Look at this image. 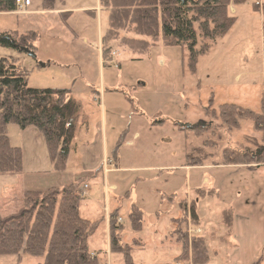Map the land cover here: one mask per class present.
Listing matches in <instances>:
<instances>
[{
    "label": "rangeland",
    "instance_id": "obj_1",
    "mask_svg": "<svg viewBox=\"0 0 264 264\" xmlns=\"http://www.w3.org/2000/svg\"><path fill=\"white\" fill-rule=\"evenodd\" d=\"M30 1L32 5L28 12L22 9L0 14V33L6 36L14 32L37 34L35 58L1 47L0 57L18 60L19 66L28 72L27 87L30 89L72 92V98L90 111L89 122L93 123L98 107L91 99L90 89L99 79L96 46L100 41L102 51L100 39L106 29V17H102L101 12L104 11L100 10V21L91 10L86 11L93 8L95 0H55L52 11L43 10L42 0ZM230 9L234 11L232 16L236 23L207 54L197 58L194 72L188 66L184 48H165L158 44L137 59L118 42L111 43L112 58L119 56L120 66H110V73L116 77L122 73L127 89L139 79L143 80L149 89L139 96L147 97V104L148 99L153 101L154 97L155 103L161 106L160 109L155 105V109H160L163 114H177L180 122L193 126L199 121L203 125L209 124V131L200 138L188 134L185 151L189 162L207 159L211 164H223L224 151L255 156L261 147L264 148V125L262 130H256L253 122L244 120L240 122V129L229 130L220 120L211 122V116L205 114L211 102L217 113L220 106L235 104L264 118V0H245L242 4H231ZM119 94L128 99L127 93ZM124 103L130 105L128 100ZM18 132V127H8L13 144L17 143ZM163 132L153 137L150 154L154 158L149 160V164L155 167L175 166L182 162L183 142L177 139L171 143L163 141L167 131ZM131 154L126 150L121 153L125 162L133 158ZM145 164L147 162L142 165ZM169 175H174L175 179L177 175L188 177L182 172L164 170L155 172L153 179L141 182L137 178L145 175L122 178L121 204L116 206L115 200L111 199L109 211L100 178L85 177L89 190L80 201L78 213L81 218L98 223L88 238L89 252L97 255L98 264H193L177 259L183 254L177 229L183 235L187 232L189 238L204 240L209 258L205 264H264V165L253 169L222 168L191 173L193 177L211 179L217 184V188L206 185L203 196L197 197L198 202L191 193L198 221L195 224L189 212V217H183L180 207V202L186 199L187 184L181 180H170L168 186L165 178ZM8 179L0 178V192ZM78 182L76 180L72 184ZM133 205L141 213L137 227L130 217ZM11 208H7L3 216L14 213V206ZM107 212L117 215L114 224L121 230L116 234L120 244L128 249L129 263L123 253H111L112 261L108 263L105 254L110 237ZM226 217H232V222ZM196 229L201 231L197 235L193 233ZM229 243L235 247L231 248ZM38 262L30 257H23L18 262L15 256H0V264Z\"/></svg>",
    "mask_w": 264,
    "mask_h": 264
},
{
    "label": "trees",
    "instance_id": "obj_2",
    "mask_svg": "<svg viewBox=\"0 0 264 264\" xmlns=\"http://www.w3.org/2000/svg\"><path fill=\"white\" fill-rule=\"evenodd\" d=\"M16 1L0 0V14L16 12ZM98 1L107 15V28L101 39L105 64L112 57L111 43L118 42L137 59L151 47L161 44L165 48L186 49L188 66L194 72L197 58L207 54L236 23L229 10L231 4H242L245 0ZM54 3L55 0H42L43 10L52 11ZM37 39L38 35L33 32H14L11 36L0 33V47L19 53L25 48L34 53ZM27 76L28 72L19 66L17 59L0 57V177L22 173L21 150L12 146L8 138L10 125L20 130L34 128L41 134L56 172L65 170L77 131L81 105L71 98L70 92L30 89ZM205 114L211 116V122L220 120L229 130L240 129V122L244 120L253 122L256 130H262L264 125L263 116L233 104L220 106L217 113L210 102ZM163 122L154 121L153 124ZM179 129L200 138L209 131V124ZM120 144L119 141L117 148ZM223 158V165H244L249 169L264 163L263 155L252 157L247 153L224 151ZM187 161L190 166L201 164L200 161L189 162L188 155ZM100 171L98 169L97 173ZM81 184L83 182L79 181L43 193L24 192L22 206L12 214L0 216V256H15L18 262L23 257H30L39 260L37 264H98L97 257L88 249V238L98 223L81 218L78 213L83 198L78 192ZM165 198L172 199L171 196ZM180 207L183 217L189 212L192 222H198L193 206H187L182 200ZM115 217L114 213L109 219L110 251L123 253L129 263L128 249L120 244L116 234L121 227L114 224ZM130 217L137 227L141 213L136 207H132ZM176 234L183 246V254L178 260L193 264L208 261L202 238H189L187 232L183 235L179 229Z\"/></svg>",
    "mask_w": 264,
    "mask_h": 264
},
{
    "label": "crops",
    "instance_id": "obj_3",
    "mask_svg": "<svg viewBox=\"0 0 264 264\" xmlns=\"http://www.w3.org/2000/svg\"><path fill=\"white\" fill-rule=\"evenodd\" d=\"M30 7L26 8L25 11L28 12L27 10ZM83 9L85 8H81V10ZM90 10L93 15L96 14L98 16V20L100 21L101 13H103L102 17H106L107 28V15L104 12L100 13L101 7L99 6L98 0H95V5L92 9L86 11ZM58 12L63 13L64 11ZM230 13L232 15L234 11L230 9ZM64 14L71 13L64 12ZM100 46L101 42L99 41L96 46L99 53L96 71L99 79L90 89L91 99L94 103H97L98 107L95 109V120L93 123L89 122L91 119L88 117L90 111H86L81 103L78 102L81 105V116L64 171L56 172L53 170L44 138L34 128H28L26 130L19 129L16 144L11 142V135H8L10 144L14 147L20 148L21 150L22 173L17 176L6 177L9 178V181L1 188L0 192V215L3 216L4 211L7 212V208H11L13 206L15 211H17L22 206V195L24 192L43 193L52 188H62L68 184L74 183L76 180L83 181L82 185L87 186V192L89 190L87 183L88 179L85 178L87 175H91V178H100L103 185L105 202L107 204L106 209L109 211L111 199L115 200L116 206L121 204L120 193L122 192V188L120 180L122 178L129 175H150L147 176V178L145 176L137 178V181L141 182L153 179L155 172L164 170L171 172L178 171V173L182 172L188 176L185 177L182 175L180 177V175H177L178 177L175 179V177H172L174 175H169L166 176L165 181L168 186H170V180L176 182L181 180L183 184H187L186 199L183 200L186 201L188 206H193L195 209L194 203H192V194L195 195V201L198 202L197 197L203 196V190L206 185H213L217 188V184L211 179L208 180L207 178H204L202 180L203 177L200 178L196 175L193 177L191 176V173L196 174V172L200 170H208L212 172L222 168H249L244 165H223L222 163L211 164L207 159L202 160L199 165H188L185 151V141L189 138V133L179 129V125L181 123H185L180 122L181 120L177 114L174 116L163 114L160 110L161 106H158L159 104L155 103L154 97L153 101L148 99L149 104L146 102L147 97L140 98L141 96H139V93L149 89L148 83L143 80L139 79V82L137 81L135 84H131L130 89H127L124 86L125 84L122 79V73L117 76L119 79L114 76V73H110L112 72L110 66H114V68L115 64L116 66H120V62L117 59L119 56H114V58L111 57L108 64H105L102 57V51H100ZM163 51L165 52L166 50L163 49ZM114 61L115 63H113ZM105 74H107V78L105 77ZM121 92L127 93L128 99H125L123 95L121 96L119 94ZM71 93L72 92H70V96L72 98L73 96ZM126 100L130 101V105L124 103ZM150 103H154V105ZM155 105L160 107V109H155ZM161 120L164 121L163 124H153L154 121ZM189 125L193 126L192 124ZM201 125L204 126L205 124L203 125L202 121H199V123L194 127ZM173 127H175V129ZM163 131H167V136L163 139V141L171 143L172 140L177 139V141L181 140L183 142L181 157L182 162H179V164H176L175 166L155 167L149 164V160L154 158L152 157L153 155L150 154L153 137L157 133L164 134ZM77 139L79 141L75 142ZM119 141L121 144L117 148ZM125 150L126 152L132 153L130 156L133 158L128 162H125L123 160V156L121 155V153ZM113 156H115V158H113ZM146 162L147 164L142 165ZM105 163L112 166V168L108 166L104 169ZM260 165H264V163H261ZM98 169H101V171L97 173ZM196 177L198 179H196ZM135 203L138 204L137 200ZM110 215L111 214L107 212V226ZM187 217H189V215H187ZM226 218H229L230 223L232 222V217ZM200 232V229H196L193 233L197 235ZM229 246H231V248L235 247L233 243H229ZM91 254L97 257L94 252ZM105 254L108 263L109 261H112L110 252V237L108 249Z\"/></svg>",
    "mask_w": 264,
    "mask_h": 264
},
{
    "label": "built area",
    "instance_id": "obj_4",
    "mask_svg": "<svg viewBox=\"0 0 264 264\" xmlns=\"http://www.w3.org/2000/svg\"><path fill=\"white\" fill-rule=\"evenodd\" d=\"M16 4H17V10H22V9H26V8L30 7L31 6V1L30 0H17ZM115 67H117V66L115 65ZM108 166H107V163H105L104 164V169H106ZM109 167L112 168V166H109ZM86 190H87V186L84 185L83 188L80 189L79 195L82 196V197H85Z\"/></svg>",
    "mask_w": 264,
    "mask_h": 264
},
{
    "label": "water",
    "instance_id": "obj_5",
    "mask_svg": "<svg viewBox=\"0 0 264 264\" xmlns=\"http://www.w3.org/2000/svg\"><path fill=\"white\" fill-rule=\"evenodd\" d=\"M15 48H17V46H15ZM23 53L27 54L28 56L35 58V55L33 52L29 51L28 49L22 48L21 49ZM181 128H190L189 124H180L179 125Z\"/></svg>",
    "mask_w": 264,
    "mask_h": 264
},
{
    "label": "flooded vegetation",
    "instance_id": "obj_6",
    "mask_svg": "<svg viewBox=\"0 0 264 264\" xmlns=\"http://www.w3.org/2000/svg\"><path fill=\"white\" fill-rule=\"evenodd\" d=\"M264 156V148L261 147L260 150L258 152L255 153V156H252V157H259V156Z\"/></svg>",
    "mask_w": 264,
    "mask_h": 264
}]
</instances>
